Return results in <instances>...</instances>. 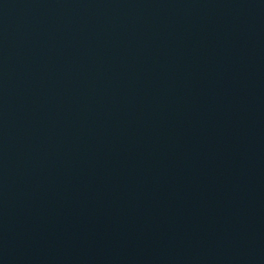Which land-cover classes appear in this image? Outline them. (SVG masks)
<instances>
[{
    "label": "water",
    "instance_id": "1",
    "mask_svg": "<svg viewBox=\"0 0 264 264\" xmlns=\"http://www.w3.org/2000/svg\"><path fill=\"white\" fill-rule=\"evenodd\" d=\"M0 264H264V0H0Z\"/></svg>",
    "mask_w": 264,
    "mask_h": 264
}]
</instances>
